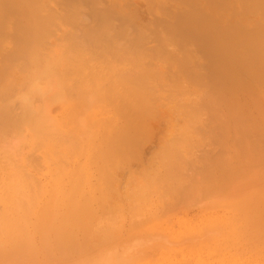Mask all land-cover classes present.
I'll return each mask as SVG.
<instances>
[{
    "label": "bare ground",
    "instance_id": "obj_1",
    "mask_svg": "<svg viewBox=\"0 0 264 264\" xmlns=\"http://www.w3.org/2000/svg\"><path fill=\"white\" fill-rule=\"evenodd\" d=\"M144 2L146 12L154 17L149 19L150 21H147L148 19L144 21L145 18L142 19L141 16L140 21L136 12L131 9L133 3L128 0H0V55H3L0 57V258L3 259L2 261L12 260L14 264H21V257L26 260L36 256L39 258V255H42L49 257L52 263L57 253L58 257H61L58 258L61 260L60 264L68 260L71 262L75 258L73 256L90 257L89 255L94 251L92 244L97 246L100 252L113 243L118 244L122 238L120 230L127 215L130 221L129 230L143 228L149 222L151 213L153 217L159 216L157 214L159 209L155 208L157 202L162 203L168 197L165 196V190L164 194L160 190L170 189V195L178 200L175 199L176 204L171 201L173 205L177 203L181 205L179 201L184 200L185 203H182L185 205L187 199L201 196L203 191L206 196L222 191L225 185L227 188L230 180L239 176L245 177L243 173H248L253 166H262L264 169V98H262L264 95V0H144ZM85 16L89 21L88 18H82ZM55 17L59 18V28L64 30V35L61 40L48 42V36L54 33L51 31L54 24L57 26ZM9 26L10 28H7ZM73 26H80L75 28L79 30L73 29ZM61 51H63L61 57H56L55 55H59ZM255 84L262 89L256 90ZM168 98L176 104L177 112L174 113L181 115L183 121L178 125L180 116L173 122H168L169 136L166 134L167 137L161 136L163 139L160 137L161 148L160 150L157 148L159 151L154 153L157 154V164L151 166L141 164L143 179L139 181L136 178L135 182L139 181L137 183H132L131 179L126 181L130 183L126 184L129 185L127 189L123 185L124 198L121 196V200L118 199L120 195L118 197L117 194L121 188L118 187L117 180L114 185L112 182L114 190H110L112 185H107L106 188H110V192L105 191V188L103 192L98 191L105 187L102 181L100 188H97L99 180L104 175L99 178L98 186L95 187L99 195L104 194L101 199L99 197L102 195H97L104 204L102 208L99 205L101 202H98L99 206L95 204L98 208L93 206V203L97 202L95 201L97 197L94 195V198H91L90 195L95 190L92 186L93 182L91 184L88 181L89 186L93 188L91 191L88 188L83 192L80 190L82 187L75 189L72 186L75 190L74 192L72 189V192L76 194L69 193L71 184L76 182L74 179L80 181V177L76 179L75 176L79 174L82 177L84 175L80 173L85 171L88 175L92 167L91 163L95 165L97 161L99 169L96 166L95 168L100 170L106 167L103 165L105 162V165L110 166L111 161L108 160L110 163H107V159L114 158L112 165H115L116 161L118 163V160H115L117 155L120 157L124 154L125 158H133L137 153L136 145L138 146L141 141L140 146L143 148V139L145 136L149 137H147L149 130L144 128L145 121L148 122L157 116L155 114L158 113L161 103ZM60 99L57 107L68 106L67 113L63 117L53 119L52 113L49 111L46 113L44 110L47 119L44 113L40 112L39 103L45 101L44 103L51 104L50 101ZM95 113L98 114L92 118ZM175 123L178 127H174ZM95 125L99 127V131L103 130L104 137L98 130L96 133L95 130L98 128ZM22 127L32 132L27 142H35L34 148L36 146L41 152L43 150L44 156L49 158V161L41 160V164L52 161L50 166L55 164L57 166L58 162H61V165L57 166V169H60L59 167L72 163L69 168L64 166L67 170L66 174L64 172L58 174L55 166H53L54 170L50 169L54 171L50 173L58 172L53 177L64 174L63 177L71 176L69 180L74 178L72 181L66 179L72 182H65L70 185L66 188L69 190L64 188L66 185L64 183L63 187H59L62 195H57L59 188L58 191L56 187L53 188L56 185L53 183L58 179L52 177L55 181L48 183L52 179L51 174L49 179L46 178L48 181L43 180L51 188L49 189L51 192L48 190L49 194H45L46 190L45 192L43 190L45 188H41L43 191L38 189V186H42L36 184L39 183L38 177L35 178L37 182L33 180L35 185L32 184L34 176L31 175L34 172H30V169L27 171L26 168L23 173L21 172L25 177L24 181L28 179L26 181L32 184L31 188L26 181V183L23 181L22 174L18 173L23 167L18 158L21 154L16 152V156L14 153L13 156L17 159L15 157L12 159L11 151L4 146L9 141L7 136L12 132V134L18 132L23 129ZM209 128L214 130L209 132L210 134L206 131ZM213 128L218 130L215 131ZM6 139L7 141L4 142ZM96 139L99 140L97 143H100L96 144ZM51 142L52 147L47 148ZM101 143L106 146L103 147ZM209 144H218L215 152L219 160H215L217 155L214 157L215 153L211 152V148L214 147L208 148ZM200 146L208 148L207 151L203 149V153L206 154L209 149L208 154L213 153L212 157L215 161L210 163L208 169H205L203 164L200 166V163H193L199 160L200 156H197L196 160L193 158H196L194 150L197 148L198 151ZM218 146L226 152L225 155L217 153L218 150L221 151ZM30 150L29 152L33 153L34 149ZM208 156L201 155V158H211V155ZM81 157L87 160L67 162L71 158ZM9 158L11 161H8ZM38 158L40 160L42 156ZM190 160L193 165L198 164L200 167L197 165V169L195 168L197 175L200 173L196 182L194 179L197 177H193L196 175L195 169L194 171L189 169L195 172L192 176L193 183L190 180L192 173H188V169L184 170L185 163ZM31 161L29 160V164H32L30 166L26 162L31 168L34 166L33 163L39 162L34 160L35 162L31 163ZM17 163L21 166L17 167ZM41 164L39 163V167L44 165ZM7 165H15L14 172L19 170L15 175L16 173L20 175L13 179L11 176L9 179L6 175H12L13 170ZM193 165L187 167L192 169ZM154 166H157L156 171L152 170ZM110 167V169L116 168ZM201 167L204 168L203 172L202 170L198 172ZM183 170L188 173V176L185 175L188 180H185L187 178L182 174ZM100 171H98L100 175L106 172ZM131 171L134 172L132 169L129 172ZM28 172L32 173L30 179L27 177ZM62 176L61 181L58 180L60 183L57 182L58 185L62 184ZM18 177L20 183L23 181L22 184L25 183L27 188L20 187ZM126 178L127 175L124 179ZM6 179L7 181L17 179L14 184L18 183L20 189H17L12 181L2 183ZM90 179H93V175ZM152 183H154L152 187L157 184V189L154 187L155 197L151 196L153 193L148 192L150 189L148 185ZM34 188L37 189L36 192ZM85 188L87 187L83 189ZM24 189L28 190L24 191ZM31 189L34 191L31 192ZM151 189L154 191L153 188ZM87 190L90 191V196L86 194ZM107 192L110 194L105 197ZM247 198L254 206L256 203L264 206V200L257 193ZM166 200L163 204L165 203L167 207L169 201L166 204ZM211 207L213 206L210 204L203 206L204 210ZM215 208L217 209V206ZM144 214L148 215L144 216ZM165 215L163 216L166 217ZM161 217L160 215L158 218ZM204 221L207 222L198 227L207 228L205 231L208 229L214 231L219 227V233L224 237L230 236L235 228L238 233L243 232L242 227L247 229L241 226V219L239 222L237 220L227 222L225 216ZM137 235L139 233H133L128 241ZM153 236L155 237L156 234ZM163 237L165 239L166 235L163 234ZM230 249H234L233 252L238 250L236 247H229L226 249L227 253ZM104 252L106 251L103 250ZM95 254L98 255L97 251ZM102 256L104 257L103 254ZM58 259L55 260L56 263ZM85 259L88 261L87 258ZM91 260L88 263H91ZM28 261L29 259L22 264H27ZM48 261L46 260V263ZM82 261L79 263L84 264ZM69 262L67 264H70ZM33 263L35 262H31Z\"/></svg>",
    "mask_w": 264,
    "mask_h": 264
},
{
    "label": "rangeland",
    "instance_id": "obj_2",
    "mask_svg": "<svg viewBox=\"0 0 264 264\" xmlns=\"http://www.w3.org/2000/svg\"><path fill=\"white\" fill-rule=\"evenodd\" d=\"M128 1L131 4L132 3L134 4V5L133 4L131 5V9L134 11V13L136 12L138 19H139L140 16H141L140 18L143 17L142 19L145 18L144 21H146L147 19H148L147 21H150L149 19H153L154 18L152 15L149 14V12L148 13L146 12L147 11L146 10V7L143 6L144 5L143 3H145L144 0H128ZM177 3L179 4L180 2L178 1ZM178 4H176V5H178ZM145 12H146V14H144ZM147 14H149V15H147ZM82 18L86 19L88 17L85 16V17H82ZM54 19L56 20L55 23H56L57 26H55V24H54V26H53L54 28H52L53 30H51L54 33H51L52 35L48 36V38H49L48 39V42H51L49 40H52V42L53 41H57V40H61V38H63V35H64V33H63L64 30H62V29L59 28V22H58L59 21V18L58 17H55ZM84 19H83V21H84ZM139 20L141 21V19H139ZM88 21H89V18H88ZM78 27H80V26H73L72 28L75 29V28H78ZM7 28H10V26L7 27ZM75 30H79V29H75ZM76 33H78V32H76ZM53 34H55V35H53ZM52 36H54V37H52ZM56 37H57V39H56ZM8 41H10V40H8ZM50 51H51V49H50ZM50 51H48V52H50ZM62 54H63V51L59 52V55H55V56L56 57H61ZM1 56H3V55H0V57ZM176 70H174V71H176ZM255 86H257V87H255ZM254 87L256 88V90L259 89L258 91H260V89H262V87L258 86L257 84H255ZM262 98H264V95L262 96ZM60 101H61V99L59 101L58 100H55L54 102L53 101H50L51 104L50 103H47V104H50V106L47 105L46 103H44L45 101L42 102V103H39V108H40L39 110H40V112H43L44 113L45 117H46L47 111H49L50 113H52V116H53L52 118L53 119H57L59 117H63L65 115V113H67V109H68L67 107L68 106L67 107H57V105H58V103ZM169 104L171 106H173V107H171ZM165 105L168 106V107H166ZM175 106H176V104L175 103H172V101H169V98L166 101L163 100V102L160 105V109H159L158 113L155 114L157 116L154 115L155 117H153V119L151 118L148 122L147 121H145L146 123L144 122L145 123L144 124L145 125L144 128L146 127L149 130L147 132V137L149 136L151 138L149 139V137L146 138V136H145V138L143 139L144 140L143 141V145H144L143 148L140 146L141 143H142L141 141H140L141 143L140 142L138 143V146L139 147L136 145V150L135 151H137V153H135V156L133 158H131V159L130 158H125V157H123L124 154L123 155L121 154L120 157L117 155V157H115L116 158L115 160H118V163L116 161L115 162V165H112V164H114V161H113L114 158L113 157H112L113 159H107V163H110L109 161H111L110 166H114L116 168L110 169L111 167L109 166V164H106L105 165V163H106L105 162V163H103V165L106 166V167L108 166V167H107V169H104L106 167L100 169L101 171L98 170L99 168H98L97 161L94 163L95 165H93V163H91L92 165H90V166H92V167H91V169L88 168V169H90L88 175L86 174L87 173L86 171L83 172V173H80V175L81 174L84 175L82 177L79 176V174H77V176L72 175V176H75L76 179H78L80 177V181L75 180L72 177L74 179V182L75 181L76 182H75V184L74 183L71 184V187L74 186V188L77 187L79 189H80V187H82L80 190H82L83 192H85V190L88 189V188L91 191V189L93 190V188L96 190L95 187L98 186V182L99 181H100L99 182V186L97 188H100V185H101V183L103 181L102 184L105 185V187H102L103 189L101 188L100 190L97 189L98 191L101 192V190H102V192H103L104 191V188H105V191H107V190L109 191L110 188H106V187H108L107 185H109V186L112 185V182H113V185H114V183H116L118 181L117 182L118 183L117 185H118V187L121 188L120 189V192L121 193L118 191V194L117 195H118V197L120 195V197L119 198L117 197V198L119 200H121V196L124 198V195H125L124 194V192H125V189L124 188H126L127 186H129V185L126 186V184H129L130 183V182H126V181H131L132 180L131 182L134 183L136 180H139L140 181V180L143 179V174H142L143 171L141 170L142 169L141 164L144 163L143 166L144 165H147V164L148 165L150 164V166L153 165V164L154 165L157 164V161H156L157 154L155 155L154 153H157L160 150L159 148H161V145H160L161 143H160L159 139L162 138L161 136H163V137H165V136L167 137V135L169 136V134L167 133V130L169 132V125L170 124L168 122H171V121L173 122L174 120H176V117L178 119L181 116V115L178 116L177 113H174V112H177V111H175V110H177V106L176 107ZM170 109H173L174 111L172 110L173 111L172 112ZM44 110L46 111V113L44 112ZM87 111H86V114H87ZM97 114L98 113H95L92 118H94ZM46 118L48 119V117H46ZM154 118H155V120H156V118L159 119V120H156V122H155ZM182 118H183L182 116H181V118H179L180 119V122H177L178 125L181 124V121H183V120H181ZM149 122L151 124L148 125ZM177 123H175V126L174 127H178L177 126ZM207 124H208L209 127H211V125H209L208 122H207ZM96 127L98 128V129L95 130L96 133H97V130L99 131V127L98 126H96ZM150 127H152V128H150ZM174 127L172 129H174V131H175V128ZM165 128H166V133H164ZM211 128H209L210 131L208 129L206 130V131H208V134H210L212 131H214ZM213 129H215V131L218 130L217 128H213ZM150 131H152L153 133L151 134ZM99 132L102 133L103 130H100ZM12 133L9 134L10 137H11V139H10L9 135L7 136V139L9 141H8V144H6L4 147L5 148H8V150L11 151L12 156H13L14 153L16 155V152H18L19 155L21 154V157L18 156V158H20L21 161H19V162H21L20 164L24 168L22 167L23 168L22 169V168L19 167L21 171L18 172V173H21V172L23 173V170H26L27 169V171H28V169H30L29 171L32 172V173L34 172V173H33V175H31L32 173L30 174V172H28L29 174H27V177H29V179H30L31 178L30 175L32 177L34 176L33 177L34 179H32V184L35 185V183H33L34 182L33 180H35V178L38 177L39 178V183L37 182V179L35 180V182H37L36 184L42 185L40 187L38 186V189L39 188L41 189L43 187V188H45V189H43L44 192L46 190L45 194H49L48 193V190L49 189L51 190V188H49V184L52 183L51 181H55V179H53V178H56L58 180L60 179V181H61V176L62 175L64 176V174H66V172H67L66 167H64V166H67L69 168L72 163H69V164L67 163V165L62 166L64 168L59 167L60 169H57L58 168L57 166H60L61 165L60 164L61 162H58L59 165H57V166H56V164L53 165V166L56 167L55 170H57L59 172V173L58 172H56V173L61 174L62 172H64V174H62L60 177H58L57 175H56V177L55 176L53 177V175H55L56 173L55 174L54 173H50V171L51 170H54L53 168H55L53 166H50V165H52L51 164L52 161L48 162L49 161V158L47 159V156H44L43 150L41 152L40 149H37L38 147L35 146V148L37 150L34 148V143L35 142H31V141L27 142L28 139H29V136L32 134V132H30L26 127H24L23 129H20L18 132L15 131L14 134H12ZM101 133H100V135L104 137L105 135L103 133L102 134ZM7 139L4 140V142L7 141ZM145 139H148V140H145ZM162 139H161V141H162ZM95 141H96V144L100 143V142L97 143V141H99L97 139ZM119 142H120V144H122L121 140ZM119 142H117V145H119ZM144 143H146V144H144ZM93 144H95V142H93ZM123 144H124V142H123ZM3 145H4V143H3ZM52 145H53L52 142L49 143L47 145V148L52 147ZM101 145H103V144L101 143ZM101 145H98V146H101ZM216 145H218V144H216ZM216 145L215 144L214 145L213 144L212 145L211 144L207 145V146H209L208 148L214 147V149H216V150H214L213 148H211V152L213 151V153H215L214 154V157H216L215 155H217L216 152H215V151H217V146ZM105 146L106 145H103V147H105ZM207 146H206V148H205V146H203L204 148L202 146H200L202 148V150H201L200 147H198V151L199 152L196 151L197 148L194 150L195 152L193 151L194 153L197 154V155L195 154L196 158L193 156L194 157L193 159L196 160L200 156L198 162L194 160L195 162H193V163L194 164L195 163H200L199 164L200 166H202V164H203V165H205V166H203V167H205V169H208L209 168L210 163L214 162L217 159L219 160L218 155H217L218 158L216 157L215 160H214V157H212L213 156L212 155L213 153L208 154V152H210V149H209V151L206 154H205V152L204 153L202 152L203 149H204V151H207L208 150ZM30 148H33L34 150L33 149L30 150ZM218 149H221L222 153H221L220 150H218L217 153H219L222 156H223V153L225 155L226 152H224L222 150V147L219 148V146H218ZM29 150L30 151L33 150V153H30ZM140 151L143 154H141ZM155 151H157V152H155ZM27 152H28L29 155H27ZM200 152H202V154H201L202 156L205 155V156L209 157L208 155H211L210 157L213 158V159L207 158V157H203L204 159L206 158V160L202 159L201 158V155H200ZM139 153H140V155H137ZM40 155L42 156V159L39 160L38 157H41ZM24 156L26 158L27 157L29 158V159L27 158L28 161H27V159ZM138 156H139V158H138ZM14 157L15 156H13L12 159H14ZM83 157H81L80 159L79 158H71V160L70 161H67V162H71L72 160H73V163L75 162V160L76 161L77 160H81V161L83 160L84 161L85 158L83 159ZM135 157H137V158H135ZM228 157H226V159ZM15 158L17 159V157H15ZM123 158H124V161H123ZM45 159L48 160V161H47V163H46V161L43 162L44 165H42L43 163L41 164V162L43 160H45ZM151 159H153V160H151ZM210 159H211V161H210ZM29 160H32L33 162H35L34 160H36V161H39V162H37L38 164H34L33 163L34 166L31 168L29 166L32 165V164H29L30 163ZM52 160H54V159H52ZM57 160H55V161L57 162ZM85 160H87V159H85ZM129 160H131V161H129ZM192 160L187 161L188 163L189 162H191V163L188 164L186 162L185 163V166L187 167V166L193 165L192 164ZM207 160H208V162H207ZM8 161H11L10 158L8 159ZM32 161H31V163H32ZM151 161H156V163H153V162L151 163ZM201 161H204V162L201 163ZM16 162H18V161H16ZM26 162H27V164H29V166L26 164ZM54 162H53V164H54ZM64 162H62V163H64ZM126 162H128V163H126ZM8 163L9 162H7V164ZM10 163L12 164V162H10ZM39 163L42 165V166L40 165L41 167H39ZM20 164L17 163L16 164L17 167H18V165L21 166ZM125 164H126V166H125ZM35 165H38V166H35ZM122 165H123L124 168L122 167ZM131 165H133L134 167L131 166ZM197 165L198 164L193 165V167L194 166L195 167L194 168L192 167V169H191V167H189V168L188 167L187 168L185 167V169H184L185 171H186V169H188L187 172L190 173V174L192 173V175L189 174L191 177L196 172V175H194L193 177H197V178H195V179L193 177H192V179L190 178V180H192L191 183H193V179L196 182L198 180V177H200V176H198L200 173L197 175L196 169H197V167H199V165L198 166ZM7 166H10V165H7ZM14 166H10L12 168H9L10 170H13V171H11V173L13 172L14 176H13V174L9 176V174L5 171V173H7L8 175H6V174H4V175H6L7 177H9V179H10L11 176H12L11 178L13 179V178H15V176H19L20 175V174L18 175L17 173L15 175V172H17L19 170H17V171L14 172V170H16L15 168H13ZM44 166H45V168H44ZM95 166L98 169H96ZM117 166H118V168H117ZM135 166L138 167V168H136ZM35 167L38 168V170H34V169H36ZM42 167L45 170L44 169L42 170L41 169ZM154 167L155 168L152 167V170H155V169L157 170V166H154ZM203 167H201L202 169H200V170L198 169V172L201 171V170H202L201 172H203V170H204ZM92 168L96 169L97 171L94 170L95 171V173H94V171H93ZM108 169H110V170H108ZM114 169H116L118 171H116ZM131 169L134 170V172L133 171L129 172ZM189 169L191 171L193 169H195V172H191V171H189ZM112 170H113V175H112ZM184 170L182 171L183 172L182 174H184V176L185 175L188 176V173L186 174V172H184ZM253 170H256L257 172H255ZM98 171H100V172H102V171L109 172L110 171L108 173V174H110V176L106 172L105 173L102 172V175H100L101 173L98 174L99 173ZM120 171H123V173L121 172L122 173L121 174ZM51 172H54V171H51ZM115 172H116V174H115ZM26 173L27 172L25 171L24 174H26ZM118 173H119V175L121 177H119ZM133 173H135V174H133ZM262 173L264 174V169H263L262 166H253V169H251L248 173H246V174L243 173V175H246L245 177H240L239 176L237 178H234V179L230 180L231 182H228L227 183V188H226V185H225L222 191L215 192V193L213 192V194L210 193L211 196L210 195L209 196L208 195L206 196L204 194L205 192L203 191V195L201 194V196L200 195L199 196L198 195L197 196H194L193 197L194 199L193 198L187 199L186 200L187 201L186 202L187 204H185V205H184L185 200L184 201H179L181 203V205H178V203H177V205H175L176 204L175 202H177L178 200H177V198H175L177 200V201H175V199H173V197H172L173 195H170V189H162V190H160V192L162 194H164L163 191L165 190L164 191L166 193L165 196H168L166 198L168 200L165 199L166 200V204H167L168 201L169 202H168L167 207H166L165 203L163 204V202L165 201L164 198H163L164 201H162V203L160 202L161 205H163V207L160 205V203L157 202V207H155V208L159 209V212L157 211V214L159 216L160 215L162 216L161 219L158 218L159 216H157V217L154 216L153 217V216H151L152 213L151 214L149 213L150 214V217L148 216L150 218V219H148L149 222H147L145 224V226H143V228H141L139 230H129L130 221L128 220L129 215H127L126 216V219H124L125 222H123L124 225H122V228L120 230V232H121L120 234L122 235L121 240L118 242L117 245H116V243H113L110 246H107L106 245L107 248H103L104 251H106V252L109 251L108 253H106V252L103 253V250H102V252H100L99 250H97L98 249V248H96L97 246L95 247V245L92 244L93 247H94L92 249V251L93 250L94 251H93V253L91 252L92 254H90L89 256L92 257V255L93 256L96 255V257H92L93 259L90 258V257H88L87 255H85L87 257H85L84 255H80L79 257L78 256H73V257L79 258L80 261L83 260L82 262H84V264H264V206L258 205L257 203H256V206H254V205H252V204L249 203L250 200H249V198H247L251 194L257 193L264 200V175L262 176ZM50 174L52 175V176H50V178H52V177L53 178L48 181V180H46V178H48ZM182 174H181V176H182ZM92 175H93V179H90L92 177ZM97 175H100V176L94 178ZM103 175H104V177H103ZM114 175H117V177L114 176ZM126 175H127V178L125 180L124 178L126 177ZM21 176H22V179L24 181V178L25 177H23V174ZM86 176H88V178H83V177H86ZM89 176H90V178H89ZM140 176L142 178H140ZM184 176H182V177H184ZM100 177H103L104 179L102 178V179L99 180ZM106 177H107V179L105 180ZM118 177H119V179H118ZM138 177L140 179H138ZM2 178H5V177H2ZM67 178H68V176L67 177L66 176L63 177V180H62V184L61 185L60 184L58 185L57 182L60 183V181L56 180L57 182H54L53 184L55 185V183H56V185H58V186L55 185V186H53V188L56 187L57 188L56 191H58V188L60 186L63 187V183L66 184L64 186L65 189L67 188V186L69 187L70 185L67 184V183L69 181H72L73 179H70L69 180V178H71V176H69V178H68L69 181H68V180H66ZM108 178L109 179L111 178V179L108 180ZM120 178H121V180H120ZM185 178H187L185 180H188V177L185 176ZM7 179L4 180V182H2V183L6 184L5 181H7ZM83 179H85L86 181L83 180ZM16 180L17 179H15L14 181L13 180H11V181L14 184V182L16 183ZM26 180H28V179H26ZM43 180L44 181H48L49 184L46 185L47 182H44ZM95 180L97 181V183H96ZM115 180H117V181H115ZM9 181H7V183ZM11 181H10V183H11ZM17 181L20 184V187L22 186L21 188H27V187H25L26 186L25 185L26 182H27L26 184L29 185V188L32 187V184L28 183V181H26V182L24 181L25 182L24 184H22L23 181L20 183L19 177H18V180ZM88 181H90L89 183H91V184H92V182L95 184V185L92 184L93 188H91V185L89 186ZM139 181H137V182H139ZM65 182H67V183H65ZM108 182H111V183L109 184ZM137 182H135V183H137ZM18 183L17 184H14V185L16 186L17 189H20L19 186H17ZM69 183H72V182H69ZM76 184H77V186H76ZM84 184L87 185V186H85ZM153 184L154 183L148 185V189L150 188L148 190V192L149 193H153V194H151V196L155 197L156 194H154V192L156 193L155 188H156L157 184H156V186L154 185L152 187ZM113 185L111 186L112 187V189H110L111 191L114 190ZM123 185H125V187ZM143 185H144V183H143ZM36 186H33V187H36ZM84 187H87V188L83 189ZM118 187H115V189L118 188ZM151 188H153L154 191ZM72 189H73V187L70 189L71 191L69 190V188L66 189V190H69V193H71L74 190V189L73 190ZM27 190L28 189H24V191H27ZM34 190H32L31 192H33V191L36 192L37 191V189H35V188H34ZM39 190H38V192H39ZM50 190H49V192H51ZM60 190L61 189L59 188V191L57 192V195H60V194L62 195V193H61ZM80 190H78V191H80ZM95 190H94V192H95ZM97 190H96L95 194H93L94 192L90 194L91 195V198L94 195H95L94 197H97V195H99V192ZM117 190H119V189H117ZM90 191L87 190V192H86V194L88 193L87 194L88 196H90L89 195ZM74 192H75V190H74ZM83 192H81V193H83ZM109 192H107L105 194V197H106V195L110 194ZM52 194H53V192H52ZM73 194H76V193H73ZM157 194H158V192H157ZM100 195H102L101 197H99L100 199L102 197H104V194H100ZM148 196L150 197V194ZM157 196H159V195H157ZM157 196H156V198H157ZM203 196L205 198L201 199L200 197H203ZM197 197H199L201 200L198 199ZM123 198H122V200H123ZM112 200H114V199H112ZM95 201H97V202L95 203L94 200H93V202H94L93 203V206H95L96 208H98L99 205H100V208H102L104 206V204L102 203V200L100 201L98 199V197L96 198ZM171 201H174L175 207L173 205V202H171ZM98 202L99 203L101 202L102 204L100 203L98 205ZM182 202H184V203H182ZM189 202H191V203L189 204ZM170 203H172V204H170ZM95 204L98 205V206H96ZM158 204H159V206H158ZM206 204H210L214 208L211 207L208 210H204L203 206L206 205ZM170 206H171V208H170ZM215 206H217V209L218 210L215 208ZM168 207H169V209H168ZM155 208H153V209H155ZM163 209H165V210H163ZM152 211H155L156 212V210H152ZM161 211H162V213H161ZM163 212H164V214H166L165 215L166 217L163 216L164 215ZM208 212H210V213H208ZM147 215L148 214H146V215L144 214V216H147ZM153 215H154V213H153ZM139 216H142V215H139ZM205 216H209V217H205ZM224 216H225L227 222H229L231 220H237L239 222L240 219H241V223L243 224V225L241 224V226H245L247 229H244L242 227L241 230L243 232L240 231V233H238L237 230H236V228H235L234 231L232 232V234L230 236L224 237V236H221V234L219 233V231H220L219 230V227H216V229L214 231H212V229H208L207 231H205L207 228H205V227H198V226H202L203 224H205L207 222V221H204V220H208V219L215 220L218 217H224ZM137 218H139V217H137ZM151 219H153V220H151ZM152 225H153V227H152ZM149 232H151L152 234L149 233ZM153 232H155V234H156L155 237L153 236V235H155ZM157 232H159V234ZM133 233H136V234L139 233L140 236L139 235L134 236L130 240L131 241L130 242L128 240H129V237ZM147 233H148V235H147ZM160 233H162V234H160ZM150 234L152 235V237H151ZM163 234H164V236L166 235L165 239H168V240H165L164 239ZM79 235H81V233ZM161 235H162V237H160ZM148 236H150V237H148ZM120 237L121 236L119 235V238ZM189 238H191L193 240H191ZM125 240H127L129 243L127 241H125ZM222 240H223V242H222ZM124 241H125V243H124ZM99 247H101V246H99ZM229 247H236L238 250L235 251V252H233L234 249H230L229 250V253H227L226 249H228ZM219 248H222V250H219ZM88 251L90 252L91 250H88ZM95 251H97L98 255L97 254L94 255ZM99 253H102L104 255V257L102 256V254L100 255ZM40 256H42V255H39V258L40 259L38 258V256L33 257V258L32 257L27 258V259H29L28 262H30V264H31V262H35L33 264H36V263L41 264V262H42V264H49L48 262L51 260V259H49V257H47L48 258L47 259L45 256H42V259H41ZM83 256H84V258H83ZM97 256H99V257H97ZM111 256H113V257H111ZM43 257L46 258V259H43ZM59 257H58V254L57 253L54 256V258H55L56 261H57V259ZM23 258L24 257H21L22 260H23ZM50 258H52V257H50ZM54 258H52V259H54ZM75 258L71 262L73 264H74V262H75V264H76V262H77V264H80L79 263L80 262L79 259H75ZM85 258H87V260H88V258H90V259L88 261H86ZM115 258H117V259H115ZM249 258H252V259H249ZM27 259L26 260H23V261L21 260V264L22 263H26ZM60 259H61V257H60ZM0 260L2 261L3 259L0 258ZM30 260H32V261H30ZM44 260H45V262L43 263ZM46 260L47 261L49 260V261L46 263ZM55 260H54V262L56 263ZM62 260H64V259L62 258ZM76 260H78L79 262L76 261ZM90 260L92 262L91 263H88ZM60 261L61 260H59L56 264H59ZM65 261H66V259H65ZM6 262L8 264L9 263H13L14 264V262H12V260L2 261V264H5ZM28 262H27V264H28ZM54 262L51 263V261H50L51 264H54ZM67 262H69V260ZM67 262H64L63 261V263L61 262L60 264H64V263L67 264ZM71 262H69V263L72 264Z\"/></svg>",
    "mask_w": 264,
    "mask_h": 264
}]
</instances>
